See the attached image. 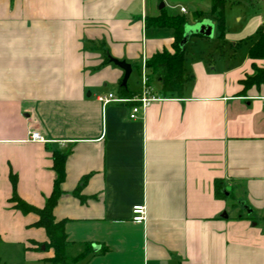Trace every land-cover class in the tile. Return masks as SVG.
I'll return each instance as SVG.
<instances>
[{"label":"crops","instance_id":"obj_1","mask_svg":"<svg viewBox=\"0 0 264 264\" xmlns=\"http://www.w3.org/2000/svg\"><path fill=\"white\" fill-rule=\"evenodd\" d=\"M160 9L153 0H0V219L35 229L31 248L48 242L30 225L37 215L9 201L11 177L21 199L42 207L59 151L53 215L67 256L85 250L74 264H264V83L238 93L252 65L264 66L249 56L264 32V0H225L213 49L184 44L192 78L182 95H162L150 80L162 99L131 119L130 103L98 99L120 95L123 76L105 52L130 64L139 80L126 85L138 93L142 62L171 50L173 30L145 24ZM136 204L143 222L131 219Z\"/></svg>","mask_w":264,"mask_h":264},{"label":"trees","instance_id":"obj_2","mask_svg":"<svg viewBox=\"0 0 264 264\" xmlns=\"http://www.w3.org/2000/svg\"><path fill=\"white\" fill-rule=\"evenodd\" d=\"M224 2L225 0H210V7L208 11L194 10L191 16L183 13H168L164 10V6L159 10V14L154 17L145 19L146 26L167 27L173 30V42L171 50L162 49L152 54L145 61L147 68V80H158L160 84L159 92L162 95L181 96L185 84L191 80L192 76L185 73L183 62L185 59L184 50L180 47V41L183 35V28L189 21H199L205 17H210L214 20L218 36L223 37L225 34L224 21ZM94 45L95 42H89ZM252 59L264 58V32L257 43L252 47L249 54ZM108 52H105L104 60L110 61ZM242 86L239 94L245 93L251 87H259L264 83V66L258 67L252 65V73L245 75L239 80ZM117 92L123 96H132L135 93L129 91L127 85H122L121 80L117 86ZM66 153H53V167L56 171V178L54 179L52 191L46 198L42 207H36L21 199L15 192L16 178L11 177L12 195L9 201L13 202V207L20 210L23 214L34 213L37 219L30 224L35 227H42L47 237V248L52 250V256L44 259L48 263L60 264H74L78 259L82 258L85 250L68 257L66 252L67 239L64 232L63 223L56 221L53 215V208L56 204L57 198L61 193L59 188L60 182L64 177V161ZM222 182L220 180L214 181V192L217 195L223 196ZM77 188L75 189V193ZM81 198L79 194L76 193Z\"/></svg>","mask_w":264,"mask_h":264},{"label":"rangeland","instance_id":"obj_3","mask_svg":"<svg viewBox=\"0 0 264 264\" xmlns=\"http://www.w3.org/2000/svg\"><path fill=\"white\" fill-rule=\"evenodd\" d=\"M153 2L160 4L165 3L163 7L169 13H180L177 9H171V4L175 3L183 4V7L188 8L187 16H191V8L199 7L203 12L208 11L209 2L208 0H153ZM208 2V3H207ZM179 9V8H178ZM152 17V16H150ZM218 41V30L214 28V34L210 38L201 36H191L186 45V50H194L196 47H213ZM221 43V42H220ZM139 76L135 71L129 76L128 85L130 87L138 85ZM229 199V198H228ZM231 198L228 200V204L231 203ZM228 210L231 211L232 208L229 205ZM242 212H245L247 216L246 209L241 208ZM233 212L231 211V214ZM34 230L30 227H22V224L15 219H10L5 216L4 219H0V264H60V263H48L44 262L42 259L46 258L49 253L47 248V242L35 244V249L31 248L33 246L32 238H34ZM37 249V250H36ZM46 249V250H45ZM83 264V261L78 262Z\"/></svg>","mask_w":264,"mask_h":264},{"label":"built area","instance_id":"obj_4","mask_svg":"<svg viewBox=\"0 0 264 264\" xmlns=\"http://www.w3.org/2000/svg\"><path fill=\"white\" fill-rule=\"evenodd\" d=\"M181 13H185L184 7L179 8ZM140 91L132 96L114 95L108 93L106 95H99L98 99L102 103L110 101L118 103H130L129 118H137L139 114H143L145 109L156 100H161L162 97L155 94L154 89L150 86L145 73V62H142L141 73H140ZM29 138L32 140H42L37 132H30ZM131 219L135 222H143L146 219V207L144 204H136L131 209Z\"/></svg>","mask_w":264,"mask_h":264},{"label":"water","instance_id":"obj_5","mask_svg":"<svg viewBox=\"0 0 264 264\" xmlns=\"http://www.w3.org/2000/svg\"><path fill=\"white\" fill-rule=\"evenodd\" d=\"M164 3L159 4V8H162ZM213 34V23L209 19H202L192 24H186L183 28V35L180 41V47L183 49L184 44L188 41L191 36H201L210 38ZM110 61L120 67L123 70V76L121 79L122 85H126L127 79L131 72V66L124 60H118L116 58H110ZM242 207L246 209L247 213H250V208L245 204L241 203ZM225 214V213H224Z\"/></svg>","mask_w":264,"mask_h":264}]
</instances>
